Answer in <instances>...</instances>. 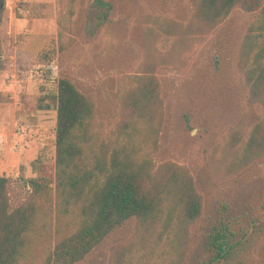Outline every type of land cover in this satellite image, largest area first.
<instances>
[{"label":"rangeland","instance_id":"obj_1","mask_svg":"<svg viewBox=\"0 0 264 264\" xmlns=\"http://www.w3.org/2000/svg\"><path fill=\"white\" fill-rule=\"evenodd\" d=\"M102 1L64 0L68 31L60 45L58 0H0V177L11 179L14 204L27 197L28 180H48L55 190L57 80L95 100L97 126L110 138L123 119L116 96L136 77L154 74L163 100L155 164L186 168L203 199L185 264H215L217 234L237 243L264 221V160L231 170L223 148L248 110L238 53L257 14L236 8L195 41L185 33L194 21L192 0ZM150 30L156 36L148 53ZM184 36L188 49L174 54ZM56 227L55 217L54 241ZM135 230L130 221L83 264H109L112 249L127 245ZM249 264H264V236Z\"/></svg>","mask_w":264,"mask_h":264},{"label":"trees","instance_id":"obj_2","mask_svg":"<svg viewBox=\"0 0 264 264\" xmlns=\"http://www.w3.org/2000/svg\"><path fill=\"white\" fill-rule=\"evenodd\" d=\"M58 1L61 45L67 14L64 0ZM192 5L194 21L185 33H195V41H202L236 8L257 14L238 53L248 110L223 146L228 169L243 170L264 160V0H192ZM155 33L148 35V53ZM190 40L184 36L173 53L188 49ZM133 85L116 96L123 119L106 138L97 126L95 100L68 79L57 80L55 190L48 180H28L27 197L14 204L11 179L0 177V264H83L133 220V239L112 249L109 264L186 263L190 228L202 215L203 199L186 168L155 164L163 125L159 80L154 74L142 75ZM262 236L264 221L237 243L217 234L211 244L214 263L249 264Z\"/></svg>","mask_w":264,"mask_h":264},{"label":"crops","instance_id":"obj_3","mask_svg":"<svg viewBox=\"0 0 264 264\" xmlns=\"http://www.w3.org/2000/svg\"><path fill=\"white\" fill-rule=\"evenodd\" d=\"M23 1H29L31 3H51L53 0H23ZM7 2L9 3L10 0H7Z\"/></svg>","mask_w":264,"mask_h":264}]
</instances>
